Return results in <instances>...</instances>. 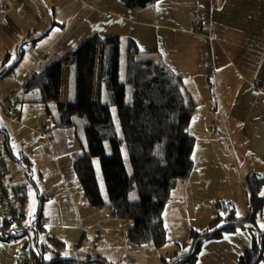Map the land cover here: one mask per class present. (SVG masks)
Listing matches in <instances>:
<instances>
[{"label": "crops", "instance_id": "obj_1", "mask_svg": "<svg viewBox=\"0 0 264 264\" xmlns=\"http://www.w3.org/2000/svg\"><path fill=\"white\" fill-rule=\"evenodd\" d=\"M91 35L131 40L148 57L161 58L182 77L185 96L194 104L189 133L195 140L196 132L204 134L207 128V140L229 137L223 146L227 160L215 159L220 169L204 170L195 183L188 180L191 173L173 189L163 211L169 241L161 247L130 243L125 238L130 220L113 218L89 205L72 167L82 152L77 129L53 126L47 110L56 113L57 103L23 101V84L34 71ZM44 53L46 61L40 62ZM101 55L99 42L93 98L108 102L109 95L100 84ZM13 95L19 102L10 113L5 105L9 106ZM72 99L65 70L60 102ZM39 105L50 122L43 117L42 125L35 127L24 114ZM0 131L5 134L7 169L15 175L7 162L9 154L13 168H23L24 178L28 176L41 198L45 232L53 227L49 236L77 246L75 257L97 254L116 264H161V255L176 251L191 230L210 222L215 200L232 202L239 217L247 213V174L263 180L264 196V0H159L135 10L118 0H0ZM17 134L21 136L15 147L23 149L14 151L9 138ZM22 156L31 162L29 174L18 161ZM224 170L234 171L232 185L225 183ZM26 185V181L16 184L24 189ZM96 215L101 217L93 224ZM87 224L93 229L91 238L90 230L82 227ZM257 228L264 232V206ZM105 232L108 244L102 247L100 234ZM251 241L247 229L225 232L202 243L194 264H236ZM23 243L21 238L0 240V264H32L24 262ZM258 264H264V239Z\"/></svg>", "mask_w": 264, "mask_h": 264}, {"label": "trees", "instance_id": "obj_2", "mask_svg": "<svg viewBox=\"0 0 264 264\" xmlns=\"http://www.w3.org/2000/svg\"><path fill=\"white\" fill-rule=\"evenodd\" d=\"M157 1L118 0L132 10ZM99 42L102 43L100 84L102 92L109 95L108 102L93 98ZM65 70L73 99L62 103L60 92ZM23 94L26 102L57 103L56 113L47 110L53 126L77 129L82 152L73 160L72 167L89 205L106 210L113 218L130 220L131 226L125 232L130 243L155 247L167 243L165 205L177 183L193 169L195 138L187 129L194 104L185 96L182 77L161 58L148 57L131 40L91 35L55 62L34 71L23 84ZM18 161L28 174L32 171L26 156ZM262 181L254 173L244 177L248 206L244 216H237L232 202L215 200L210 222L191 230L189 238L180 242L176 251L161 255V264H194L204 241L237 229H247L252 241L242 249L236 264H258L263 258L264 239V232L257 228V218L264 206ZM42 216L40 207L31 225L36 263L116 264L97 254L84 258L61 256L65 246L62 240L55 236H48L46 242L40 240L45 231ZM21 237L23 234L8 223L0 228V240ZM25 245L24 242L22 247Z\"/></svg>", "mask_w": 264, "mask_h": 264}, {"label": "rangeland", "instance_id": "obj_3", "mask_svg": "<svg viewBox=\"0 0 264 264\" xmlns=\"http://www.w3.org/2000/svg\"><path fill=\"white\" fill-rule=\"evenodd\" d=\"M31 106H35V105H31ZM39 106H40V108L39 107H37V108L32 107V109L27 110L24 114V117L26 118L27 123H31L35 127H40L42 125V123H43L42 118L43 117H44V121L50 122V119L46 115L45 108L43 107V105H39ZM7 108H8V106L5 105V109H7ZM113 115H115L114 110H113ZM81 122H82V119H81ZM79 126L81 127L80 124H79ZM216 129L217 128H215L213 130L215 131ZM187 130L189 131V127ZM208 130H209V128H207L206 132H204V134L206 136H209ZM196 133H197L198 137H196L197 140H195L194 150H193V154H192V156H193V169L191 171L192 175H191L190 179H188L189 182H192V183H195L198 181L199 174L202 173L204 170L209 171L211 169L216 170V169L221 168V166L215 164V162H216L215 159L220 157L222 163H224L227 160L226 150L224 149L223 146L226 143V139L229 138L228 136L224 135L223 137L217 136V137H212L211 139L207 140V137L203 133H200V132H196ZM4 135H5L4 132L0 131V136L2 137V143H5V136ZM20 136H21L20 134H17L16 136L13 135L12 137L9 138L10 143H11L14 151H16V149H17V151H18V149H23V148H17V146L15 147V145L17 143V139H19ZM204 136L206 137V139ZM215 139H217V140H215ZM217 142H218V144H217ZM212 153H215L216 155H214L213 158H210ZM7 162L12 165L11 172L13 174H15V175H13V183L18 184L20 182V184H23L25 181L27 182V185H26L25 191H24L25 197H24V199L19 200L18 203L20 206H22V208L24 210L25 220L29 222L30 220H32L33 218H35L38 215V210L41 207L40 197L37 193L36 188L34 186H32L30 181H27L28 176H26L24 178L25 174H24L23 168L20 166H16L17 168H13L15 163L13 161V158L9 154H7ZM95 167L97 170H99V166H98L97 161H95ZM234 169L237 170L238 166H235ZM227 171H229V175L226 174ZM224 173H225L224 178H226L225 183L228 182L232 185V183L234 181H231V180L236 178L234 171L232 173V170H224ZM98 178H99V181L102 182L100 171L98 174ZM187 178H185V179H187ZM228 178H230V179L228 180ZM225 199H219V201L221 203L228 202ZM99 217H101V215H96L93 218V221H92L93 224L96 223L95 218H99ZM82 227L85 228L86 232H88L90 230L89 235L91 238V235L93 233V229H91V227H88V224L86 226H82ZM52 229H53V227H47L46 232L44 231L42 233L40 240L43 242H46L47 237L49 235H51ZM29 235H30V238H32V240H33L34 234L32 232H30ZM106 235H107L106 232L100 234V246H102V247H104L108 244V242L106 240ZM110 237L112 238L113 236L110 235ZM21 239H22V242H26L27 236L21 237ZM64 244H65V246L60 252L61 256L75 257V253L77 252V250L79 248L77 246H74V245L66 244L65 242H64ZM90 245L92 246L91 243H90Z\"/></svg>", "mask_w": 264, "mask_h": 264}, {"label": "built area", "instance_id": "obj_4", "mask_svg": "<svg viewBox=\"0 0 264 264\" xmlns=\"http://www.w3.org/2000/svg\"><path fill=\"white\" fill-rule=\"evenodd\" d=\"M47 54L42 55V61H46ZM19 97L13 95L8 106V111L12 113L16 109V103H18ZM24 195V188L22 186H16L13 183V175L8 171L6 165V153L4 149V143L0 139V228L8 223L12 228L21 233H25L28 237V244L26 247V258L24 262H33L32 255V242L30 239V223L25 220L22 215L21 208L18 201Z\"/></svg>", "mask_w": 264, "mask_h": 264}, {"label": "bare ground", "instance_id": "obj_5", "mask_svg": "<svg viewBox=\"0 0 264 264\" xmlns=\"http://www.w3.org/2000/svg\"><path fill=\"white\" fill-rule=\"evenodd\" d=\"M18 102H19V101H18ZM24 191H25V189H24ZM24 197H25V196L23 195V197H22L21 199H24ZM21 199H20V200H21ZM19 206H20V205H19ZM20 208H21V211H22V215H23L24 218H25V214H24V210H23L22 206H20ZM29 223H30V230H31L30 232L33 233V231H32V226H31V225H32V220H30ZM16 232H17V231H16ZM19 233H21V232H19ZM22 234H23V237L27 236L25 233H22ZM30 239H31V242H32V255H33V240H32V238H30ZM25 243H26V245H25L24 249H25V251H26V247H27V244H28V237H27ZM26 255H27V252H26ZM33 262L36 263L35 260H34V258H33Z\"/></svg>", "mask_w": 264, "mask_h": 264}]
</instances>
